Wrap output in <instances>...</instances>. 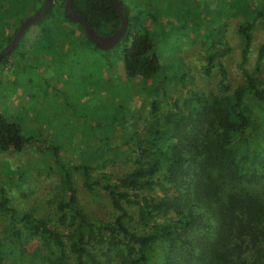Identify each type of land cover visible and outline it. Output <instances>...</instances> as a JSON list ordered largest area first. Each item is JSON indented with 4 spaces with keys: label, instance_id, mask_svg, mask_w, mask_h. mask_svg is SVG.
Segmentation results:
<instances>
[{
    "label": "trees",
    "instance_id": "trees-1",
    "mask_svg": "<svg viewBox=\"0 0 264 264\" xmlns=\"http://www.w3.org/2000/svg\"><path fill=\"white\" fill-rule=\"evenodd\" d=\"M43 2L14 0L11 8L0 7L1 30L15 31ZM71 3L99 36L119 25L104 0ZM27 8L30 12L22 15ZM239 11L234 87L223 63L230 48L218 35L202 66L205 76L215 69L217 94L202 95L191 78L181 76L182 102L168 97L169 110L157 118L152 100L148 126L124 133L122 143L87 144L84 159L75 162L62 160L53 150L50 163L63 198L52 217L17 209L0 188V215L6 219L0 264H264V39L251 64L249 59L258 21L264 36V0L256 8L246 1ZM33 27L27 51L34 58L49 50L76 56L89 47L100 53L112 49L98 50L81 25L70 23L63 0H51L46 15L29 29ZM1 30L0 51L8 42ZM75 30L81 33L78 40ZM151 50L145 33L131 36L121 55L126 80H150L158 72ZM7 63L6 56L0 66ZM25 144L18 126L0 117V151L21 152ZM120 160L131 164L122 174L101 169ZM73 175L91 198L107 200L113 214L109 220L91 216L79 203ZM32 241L39 247L28 251ZM123 250L122 260L110 261L112 252Z\"/></svg>",
    "mask_w": 264,
    "mask_h": 264
},
{
    "label": "rangeland",
    "instance_id": "rangeland-1",
    "mask_svg": "<svg viewBox=\"0 0 264 264\" xmlns=\"http://www.w3.org/2000/svg\"><path fill=\"white\" fill-rule=\"evenodd\" d=\"M246 1L253 8L263 4V0H119L126 11L127 27L107 53L89 47L76 56L49 50L34 58L27 51L34 37V27L29 29L8 63L0 66V117L15 123L26 140L21 152L0 151V188L11 204L52 217L56 202L63 198L59 175L50 163L53 150L62 160L75 162L84 159L82 147L87 144L122 143L124 133L148 126L147 110L152 100L157 102V118L169 110L168 97L182 102L184 90L177 80L181 76L185 81L191 78L200 94H217L215 69L205 76L202 66L206 55L215 50L211 42L218 35L230 48L223 63L234 87L238 83L234 67L240 43L235 27L243 15L239 7ZM13 3L0 0V7L11 8ZM3 29L0 27L4 35ZM135 33H145L152 42L151 54L157 58L159 70L150 80L124 78L122 50ZM80 36L75 30L74 39ZM252 36L250 64L264 39L260 21ZM130 165L120 160L107 162L101 169L106 174H122ZM79 180L73 175L79 203L91 216L109 220L113 214L107 200L91 198ZM129 210L133 214L134 209ZM5 222L0 215V239ZM37 247L32 241L27 249ZM125 256L123 250L112 252L109 258L117 262Z\"/></svg>",
    "mask_w": 264,
    "mask_h": 264
},
{
    "label": "water",
    "instance_id": "water-1",
    "mask_svg": "<svg viewBox=\"0 0 264 264\" xmlns=\"http://www.w3.org/2000/svg\"><path fill=\"white\" fill-rule=\"evenodd\" d=\"M108 2L114 9L118 19L119 25L109 35L99 36L95 33L93 28L87 23L86 19L77 13L72 8L71 0H63V7L66 11V18L70 23H76L81 25L83 32L86 34L88 40L100 51H108L113 48L122 38L127 27V16L123 10V6L119 0H104ZM51 5V0H44L40 10L33 13L31 16L26 17L21 21L9 42L0 51V61L4 56L14 50L20 40L23 38L25 32L33 25L38 23L47 13Z\"/></svg>",
    "mask_w": 264,
    "mask_h": 264
},
{
    "label": "flooded vegetation",
    "instance_id": "flooded-vegetation-1",
    "mask_svg": "<svg viewBox=\"0 0 264 264\" xmlns=\"http://www.w3.org/2000/svg\"><path fill=\"white\" fill-rule=\"evenodd\" d=\"M16 29H17V28H16ZM3 30H4V32H5V34H4L5 39H6V40L8 39L7 41L9 42V40L12 38V36L14 35V33H15L16 30H15V31H12V32L9 31L8 29H5V28H4ZM26 32H27V31H26ZM26 32H25V34H26ZM25 34H24L23 38L20 40V42L18 43V45H21V43L23 42V39H24V37H25ZM8 42H7V43H8ZM7 43H6V44H7ZM6 44H5V45H6ZM18 45H17V46H18ZM12 51H13V50H12ZM12 51H11V52H12ZM11 52H10V53H11ZM10 53H9V54H10ZM4 57H6V56H4ZM4 57H3V58H4ZM7 57H8V60H9V55H7Z\"/></svg>",
    "mask_w": 264,
    "mask_h": 264
},
{
    "label": "crops",
    "instance_id": "crops-1",
    "mask_svg": "<svg viewBox=\"0 0 264 264\" xmlns=\"http://www.w3.org/2000/svg\"><path fill=\"white\" fill-rule=\"evenodd\" d=\"M5 37V36H4Z\"/></svg>",
    "mask_w": 264,
    "mask_h": 264
}]
</instances>
